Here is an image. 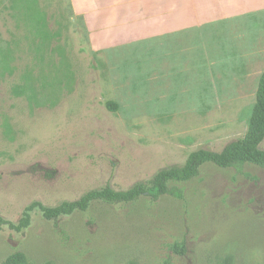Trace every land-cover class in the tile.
<instances>
[{
    "label": "rangeland",
    "instance_id": "obj_1",
    "mask_svg": "<svg viewBox=\"0 0 264 264\" xmlns=\"http://www.w3.org/2000/svg\"><path fill=\"white\" fill-rule=\"evenodd\" d=\"M246 16L97 50L71 0H0V216L125 190L242 136L264 70V13ZM172 184L181 199L95 201L56 223L35 208L19 232L0 225V264H264V166Z\"/></svg>",
    "mask_w": 264,
    "mask_h": 264
},
{
    "label": "trees",
    "instance_id": "obj_2",
    "mask_svg": "<svg viewBox=\"0 0 264 264\" xmlns=\"http://www.w3.org/2000/svg\"><path fill=\"white\" fill-rule=\"evenodd\" d=\"M42 20L43 17L39 16ZM41 22V21H40ZM44 22H41L43 26ZM106 105L114 109L116 106L111 101ZM264 140V70L261 72L255 93V100L248 118L245 133L237 137L220 150L199 148L190 152L182 165L162 168L148 182L136 183L128 189L116 190L106 184L102 188L91 189L72 201H63L55 206H46L41 202H32L27 205L17 222H12L0 216V225H7L9 229L21 231L31 223V212L37 208L44 219L54 223L75 211H86L89 206L97 201L106 204H120L133 202L142 196L158 199L162 195H169L177 199L183 197V188L172 183L187 182L196 177L201 166L212 164L220 168L241 167L244 164L264 166V149L260 147ZM179 247V249H178ZM175 250L184 251L183 246H175ZM21 255L8 259V264H19Z\"/></svg>",
    "mask_w": 264,
    "mask_h": 264
},
{
    "label": "crops",
    "instance_id": "obj_3",
    "mask_svg": "<svg viewBox=\"0 0 264 264\" xmlns=\"http://www.w3.org/2000/svg\"><path fill=\"white\" fill-rule=\"evenodd\" d=\"M71 6L88 34L100 36L97 50L264 13V0H71Z\"/></svg>",
    "mask_w": 264,
    "mask_h": 264
}]
</instances>
